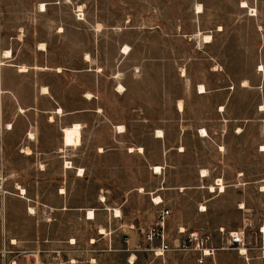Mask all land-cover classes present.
<instances>
[{
	"label": "crops",
	"instance_id": "obj_1",
	"mask_svg": "<svg viewBox=\"0 0 264 264\" xmlns=\"http://www.w3.org/2000/svg\"><path fill=\"white\" fill-rule=\"evenodd\" d=\"M242 1L247 3V8L241 6ZM41 3L45 10H41ZM140 6L155 9L165 4L159 0H142V3L139 0H0V184L10 178L6 168L17 159L15 155L35 161L34 166L39 167L38 173L42 174L43 166H48L47 160H56L59 169L64 171L66 160L72 165L75 161L70 153L76 149L86 150L89 146L98 155L110 151L141 155L151 170L154 164L147 154V143L140 139L142 136L162 142L163 173L167 155L176 149L181 157L186 153V146L182 141L174 146L177 144L167 139L171 129L165 124H157L156 120L185 121L175 130L179 141L189 127L194 128L196 138L202 142L210 140L214 143L221 139V142H215L218 155L228 148L227 131L235 137L245 138L252 119L264 126V0H189L187 8L194 26L189 30L181 21L175 26L178 32L173 38L186 44L194 40L195 45L190 49L156 48L153 39L150 45L138 50L133 42L138 34L124 26L136 17L132 13L124 16L122 9ZM76 7L87 9L82 19L75 17ZM91 8H96L95 12L89 11ZM111 8L118 9V13L113 16ZM250 9L255 10V15H249ZM220 12L226 14L224 21L218 19ZM152 17L148 13L147 19ZM152 30L155 32V28ZM203 35H210V42H204ZM216 39H219L218 43ZM124 46L129 48L127 54L122 53ZM6 50H9L7 57ZM192 52L200 58L185 60L175 66L163 63L164 85L156 86L160 73L154 62L157 54L181 57ZM203 53L210 54L209 59L204 58ZM140 55L146 60L139 65ZM219 56L226 57L230 73L252 71L258 74L259 97L253 110L245 94L236 95L235 87H230V83L214 87L210 80L198 74L196 69L200 67L202 71L209 61L208 70L216 76L215 72L224 65L215 61ZM192 60L190 68L188 61ZM22 65L27 68L21 70ZM260 66L262 71L257 69ZM190 69H193V75ZM167 79L178 80L181 87H168L165 85ZM250 80L249 74L244 75L237 88L246 90ZM243 81H247V86L242 84ZM199 84L205 87V92H199ZM161 93L169 98L163 101L162 111H158L156 106L160 102L156 96ZM220 106L223 111L219 110ZM75 123L80 124L81 144L76 148L65 147L63 129ZM221 125L227 131L215 137ZM201 129L207 131L208 137L201 136ZM158 130L162 137L156 136ZM220 146L223 151L219 150ZM130 147L135 150L129 151ZM260 147H264V140H260L257 147L259 153L264 152ZM229 151L223 159L219 160L217 155V163L211 165L246 168L249 150L238 149L237 155ZM201 166L210 172L209 166ZM18 169V177L25 178L20 166ZM66 170H73L77 176L75 169ZM240 176L236 184L244 185ZM217 178L222 177H215L213 183ZM158 196L167 206L164 198ZM149 246L146 243L143 249L147 253ZM219 251L206 258L203 264H226ZM252 252L247 251L248 261L237 254L243 257L245 264L257 261L264 264V261L252 258ZM137 260L138 254L133 253L127 263L135 264ZM181 264H196L194 255L189 254V260Z\"/></svg>",
	"mask_w": 264,
	"mask_h": 264
},
{
	"label": "rangeland",
	"instance_id": "obj_2",
	"mask_svg": "<svg viewBox=\"0 0 264 264\" xmlns=\"http://www.w3.org/2000/svg\"><path fill=\"white\" fill-rule=\"evenodd\" d=\"M139 1L142 3V0ZM159 1L165 6L155 9L141 6L122 9L124 16L132 13L136 17L133 22L124 25L138 34L133 41L135 46L138 50L144 49L154 39L156 48H193L194 40L186 44L173 38L178 32L175 26L181 21L189 30L194 26L190 22L187 8L189 0ZM78 8H75L74 15L77 19H82L87 9ZM91 10L95 12L96 8L89 9ZM111 11L113 16L115 12L118 13L115 8H111ZM148 13L153 17L147 19ZM225 17L226 14L220 12L218 19L224 21ZM215 41L218 43L219 39ZM209 55L203 53L206 59H209ZM198 58L199 55L193 52L181 57L157 54L154 62L160 73L156 78V86L164 85L163 63L175 66L179 62ZM145 60L140 55L137 62L140 65ZM216 60L224 64L215 72L216 76H212L208 70L209 61L202 67V71L200 67L196 69L198 74L203 79L210 80L214 87L230 83V87H235L236 95L245 94L253 110L259 97L256 88L258 74L252 71L230 73L225 56L215 57ZM193 61H188L191 63L190 68ZM189 72L194 74L193 69ZM248 74L251 77L249 87L244 91L239 90L238 81ZM165 85L178 88L181 87V82L167 79ZM168 98L162 93L156 96V100L160 102L156 106L158 111H162L163 101ZM155 122L171 129L172 133L167 139L170 138L173 144H177L174 146H178L181 141L186 146V153L181 157L176 149L167 155V166L163 173L162 169L161 173H154V169L147 168L141 155H128L119 151L98 155L91 146L86 150L76 149L70 153L75 160L73 165L83 169L81 177L75 176L73 170H60L56 160H47L48 166H43L45 171L40 174L39 167L34 166L35 161L24 160L15 155L17 159L11 163L12 166L8 165L6 168V174L10 178H6V183L0 184V264H128L127 258L133 253L138 254L135 264H181L189 260V254L172 252L155 256L153 252L143 250L146 246L143 235L153 222L157 208L151 200L158 195L164 198L171 209L168 219L170 240L182 237L183 235L178 236V229L183 227L185 234L199 231L210 235L212 245L216 247L219 246L221 237H225L228 232L250 223L251 226L246 231L253 242L255 227L264 219V191L259 190L264 186V152L259 153L257 150L259 141L264 140V126L252 119L247 126V136L242 138L233 136L231 131L228 132L221 125L214 136L227 131L225 138L228 148L218 155L215 142H221V139H216L214 143L210 140L202 142L196 138L194 128L189 127L179 141L175 130L180 122L185 121ZM140 139L149 147L147 154L153 162L151 164L161 166L164 162L162 142L153 141L146 136ZM243 147L249 150L246 168L221 164L216 168L211 165L217 163V155L219 160L228 154V150L237 155V150ZM219 150L223 151V147ZM202 164L209 166L210 170L209 176L203 180L199 178ZM19 166L25 178L18 177ZM239 175L241 182L245 181L244 185L236 184ZM215 177L223 178V192L217 189L215 192L208 191L207 186L213 184ZM17 185L24 188L25 195L20 194L16 189ZM201 185L205 189L198 188ZM160 186L166 189L157 190L163 189ZM140 187L144 193L139 192ZM61 190L63 193H60ZM101 196L104 201L100 200ZM198 206H204L205 211L199 212ZM30 207L34 209V214L29 212ZM112 208L119 209L121 215L114 217ZM88 210L94 211V219H86ZM100 228L104 229V234L99 232ZM219 228H223V234L219 233ZM219 252L226 264H245L243 257L235 250ZM250 256L254 258V253H250Z\"/></svg>",
	"mask_w": 264,
	"mask_h": 264
},
{
	"label": "built area",
	"instance_id": "obj_3",
	"mask_svg": "<svg viewBox=\"0 0 264 264\" xmlns=\"http://www.w3.org/2000/svg\"><path fill=\"white\" fill-rule=\"evenodd\" d=\"M80 19V18H78ZM261 150V147L259 148ZM65 165V162H64ZM216 183V180L214 181ZM154 206H157L153 222L145 231L144 242L148 243V249L155 256H163L166 252H183L192 254L195 257L196 264H203L205 259L212 257L217 250H235L238 254L246 258L247 251H254V258L264 261V219L255 227L254 240L247 235L246 228L250 227V223H246L242 228L236 231H230L225 237H221L219 246L214 247L211 242L210 235L191 231L185 234L184 229H178V234L182 237L170 240L168 232V219L171 216V209L161 203L152 200ZM199 212L205 210L198 206ZM223 228H219V233L223 234ZM244 248V252L241 251Z\"/></svg>",
	"mask_w": 264,
	"mask_h": 264
},
{
	"label": "bare ground",
	"instance_id": "obj_4",
	"mask_svg": "<svg viewBox=\"0 0 264 264\" xmlns=\"http://www.w3.org/2000/svg\"><path fill=\"white\" fill-rule=\"evenodd\" d=\"M241 6L242 7H245V8H247V3L245 2V1H242V4H241ZM41 10H45V7H44V4H42L41 3ZM79 9V8H78ZM201 9H200V6H197V11H200ZM249 15H255V10L254 9H250V14ZM98 27V26H97ZM198 33V32H197ZM202 39H203V41L204 42H210V40H211V36L210 35H203L202 37H201ZM44 45V44H43ZM40 47V46H39ZM41 49V48H40ZM7 51V50H6ZM9 51V50H8ZM4 52L5 53V55H6V57L7 56H9V52ZM128 51H129V48L127 47V46H124V48H123V50H122V53H124V54H127L128 53ZM3 53V54H4ZM4 56V55H3ZM21 68V70H25L27 67H25V66H21L20 67ZM43 68V67H42ZM262 66H260L259 67V69L258 70H261L262 71ZM242 84L244 85V86H247V81H243L242 82ZM119 88L121 89V86L119 85ZM199 92H205V87L203 86V85H200L199 84ZM120 89H119V91H120ZM45 91V90H44ZM91 95V94H90ZM87 96V95H86ZM89 97V96H88ZM178 106H179V108L181 109V102H179V104H178ZM261 107V106H260ZM59 109V108H58ZM262 109V108H261ZM220 111H223L224 110V108L222 107V106H220V109H219ZM58 111V110H57ZM60 112V111H59ZM58 112V113H59ZM73 126H71V127H65L64 129H63V145L65 146V147H68V146H70V147H77V146H80V144H81V130H80V124H78V123H75V124H72ZM119 128L121 129L122 127H121V125L119 126ZM122 131V130H121ZM201 136H203V137H207L208 136V133H207V131L205 130V129H201ZM30 136H31V134H29ZM157 137H162V132L161 131H157V135H156ZM264 147H262L261 148V150H264L263 149ZM220 149H222V147H220ZM62 150V149H61ZM135 149H133V148H129V151H134ZM138 150L139 151H142V149L141 148H138ZM26 153H29V149H26ZM154 167V168H153ZM64 168H67V169H73L74 167H73V165H72V162H70V161H68V160H66L65 161V165H64ZM76 169V168H75ZM151 169H154V173H161V169H162V167L161 166H159V165H153L152 167H151ZM77 170V169H76ZM200 177H202V178H205V177H208L209 176V171L208 170H206V169H202L201 171H200ZM77 176H83V169L82 168H79L78 170H77V174H76ZM181 189H184L183 187H180ZM200 188H205V186H203V185H201L200 186ZM16 189H18L19 190V192H20V194H22V195H25L26 193H25V190H24V188H22L21 186H19V185H17V188ZM207 189H208V191L209 192H215V190L217 189V190H219V192H223L224 190H225V184H224V182H223V179L222 178H217L216 179V183H213V184H210L209 186H207ZM260 190L261 191H264V186H262L261 188H260ZM139 192H142V193H144V190H143V188H139ZM60 193H63V190H61L60 191ZM153 199H154V201L156 202V203H161V201H162V199L159 197V196H156V197H153ZM100 200H102V201H104V197H102L101 196V199ZM108 208V207H107ZM201 208L202 209H204L205 210V207L204 206H201ZM111 211H113L112 212V214H113V216L114 217H119L120 215H121V212H120V210L119 209H117V208H112L111 209ZM29 212L30 213H33L34 214V209L32 208V207H30L29 208ZM94 217H95V214H94V211L93 210H88V212H87V214H86V219H88V220H92V219H94ZM183 230V229H182ZM99 232L100 233H105V231H104V229L103 228H100L99 229ZM73 241V240H72ZM244 248H241V251L242 252H244ZM130 262L132 263L133 262V256L132 257H130Z\"/></svg>",
	"mask_w": 264,
	"mask_h": 264
}]
</instances>
